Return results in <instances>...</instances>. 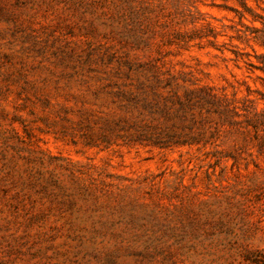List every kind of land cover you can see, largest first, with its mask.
Here are the masks:
<instances>
[{
	"label": "rangeland",
	"instance_id": "rangeland-1",
	"mask_svg": "<svg viewBox=\"0 0 264 264\" xmlns=\"http://www.w3.org/2000/svg\"><path fill=\"white\" fill-rule=\"evenodd\" d=\"M263 58L264 0H0V264H259Z\"/></svg>",
	"mask_w": 264,
	"mask_h": 264
},
{
	"label": "trees",
	"instance_id": "trees-1",
	"mask_svg": "<svg viewBox=\"0 0 264 264\" xmlns=\"http://www.w3.org/2000/svg\"><path fill=\"white\" fill-rule=\"evenodd\" d=\"M247 10V9H246ZM258 70H260L262 73H264V58H263V61H262V66L260 67H257ZM122 95H126L128 92H124L122 91L121 92ZM129 96L132 95V93H128ZM192 93H190L189 95H191ZM144 95V92L142 93H137L136 96H134L133 98L131 99H135V101L137 102H140V103H137L133 106L134 109H137L138 108V105H140V110L141 112L138 114V117H142L144 116V111L147 112L148 115H151L152 112L150 111V107H148L149 105V102L147 101V97H142ZM190 96H186L185 99H188ZM180 105L182 106V102L179 101ZM124 106H126V104H124ZM256 119V118H255ZM258 120H255V122L253 123H248V125H251L255 130L257 129L258 127ZM135 139H133L135 142H139V144H145V145H151V146H154V147H157V148H165L167 147V143L166 141L163 140V137H162V134L161 133H147L146 131H144L143 129H140V130H135ZM124 136V135H123ZM132 140V139H131ZM262 146H264V140L262 141ZM257 256H260L259 254H257ZM257 258V257H255ZM260 259L262 261H257V259H255V262H258L259 264H264V256H260Z\"/></svg>",
	"mask_w": 264,
	"mask_h": 264
}]
</instances>
